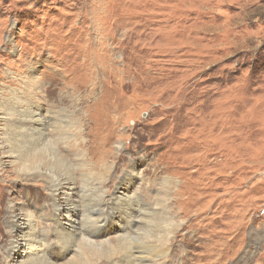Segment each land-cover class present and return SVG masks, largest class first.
Here are the masks:
<instances>
[{"label": "rangeland", "instance_id": "rangeland-1", "mask_svg": "<svg viewBox=\"0 0 264 264\" xmlns=\"http://www.w3.org/2000/svg\"><path fill=\"white\" fill-rule=\"evenodd\" d=\"M11 92L63 124L38 159L74 181L54 203L0 154V264L32 262L10 222L54 264L151 239L172 240L159 264H264V0H0V142ZM90 186L102 235L65 252ZM128 202L157 212L131 228Z\"/></svg>", "mask_w": 264, "mask_h": 264}, {"label": "bare ground", "instance_id": "bare-ground-1", "mask_svg": "<svg viewBox=\"0 0 264 264\" xmlns=\"http://www.w3.org/2000/svg\"><path fill=\"white\" fill-rule=\"evenodd\" d=\"M11 88L10 86L7 87L10 91ZM33 105L34 103L31 101L22 100L21 96L19 97L12 92L8 100L3 102V114L5 117L3 120L2 142H0V154H9L12 161L17 164L15 166L17 167L16 173L18 177L26 180L28 184L37 186V182H40V185L46 186L52 193L54 203H56L55 195L59 194H66L68 197L65 201L67 202L73 192L71 182L74 181V169L70 164L57 165L54 168H52L53 165H44V163L40 165L38 157L42 148L49 143L55 148L57 139L54 141L48 136L45 129L48 123L46 124L47 121H44L41 115H38L37 111L32 109ZM48 126L52 132L63 128V124L56 122L49 123ZM60 153L65 156L59 151ZM66 187L68 188L66 189ZM91 188L90 186L82 193L84 201L88 202L83 209L85 222L78 229L76 227L72 228L70 230L71 233L68 234H64L65 229L61 226L55 228L57 229L58 240L64 247L65 252L77 247L79 241L80 243L93 244L102 235L99 225L103 224L106 218L104 215V201L101 197L102 195L100 193L95 195L96 190L93 192ZM125 204L127 205L125 208L130 210L123 212L121 215L124 216L123 219L128 221L129 224L131 223V228H139L143 222L146 223L145 217L154 215L157 212L155 209L151 210L147 207L140 208L138 205V209L133 208L132 202ZM55 205L57 206L56 219L61 214L69 216L73 212L67 206ZM19 209L22 210L23 207H19ZM12 210L13 204H10L6 209V213L9 214ZM19 226L20 223L10 222L8 231L9 237H11L10 243L23 249L25 257H30V261H32L30 264H54L48 258L49 253L35 245L38 243L35 235L36 226L29 225L28 228L25 227L27 233L20 240L17 239V234L15 233L18 231ZM162 241L151 239L139 245L121 244L116 251L108 254L109 256L103 259H96L92 264H159L157 263V257L160 255L157 253L167 254L169 250L167 244L172 240L165 242V239H162Z\"/></svg>", "mask_w": 264, "mask_h": 264}]
</instances>
